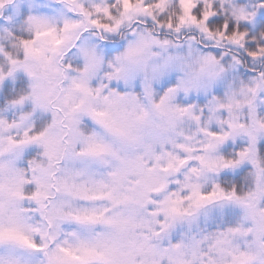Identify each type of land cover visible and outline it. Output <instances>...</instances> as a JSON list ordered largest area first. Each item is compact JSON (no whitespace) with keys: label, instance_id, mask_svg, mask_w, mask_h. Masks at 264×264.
<instances>
[{"label":"clouds","instance_id":"9594fccd","mask_svg":"<svg viewBox=\"0 0 264 264\" xmlns=\"http://www.w3.org/2000/svg\"><path fill=\"white\" fill-rule=\"evenodd\" d=\"M0 264H264V0H0Z\"/></svg>","mask_w":264,"mask_h":264},{"label":"snow or ice","instance_id":"6c2138e0","mask_svg":"<svg viewBox=\"0 0 264 264\" xmlns=\"http://www.w3.org/2000/svg\"><path fill=\"white\" fill-rule=\"evenodd\" d=\"M78 218H79V217H78ZM85 219H90V217H87V216H86V217H85ZM25 242H27V241H25ZM84 251H85V255H86V256H88V255H91V254H92V253H91V251H90V250H88V249H85Z\"/></svg>","mask_w":264,"mask_h":264}]
</instances>
